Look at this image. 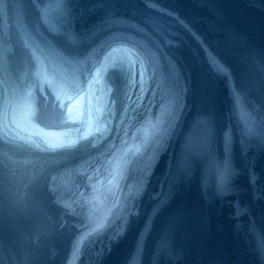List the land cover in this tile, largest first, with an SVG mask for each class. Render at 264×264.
Returning a JSON list of instances; mask_svg holds the SVG:
<instances>
[{"label": "water", "instance_id": "1", "mask_svg": "<svg viewBox=\"0 0 264 264\" xmlns=\"http://www.w3.org/2000/svg\"><path fill=\"white\" fill-rule=\"evenodd\" d=\"M0 264H264V0H0Z\"/></svg>", "mask_w": 264, "mask_h": 264}]
</instances>
